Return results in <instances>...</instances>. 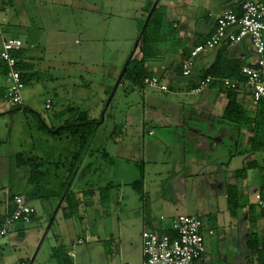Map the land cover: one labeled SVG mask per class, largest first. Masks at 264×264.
<instances>
[{"label": "rangeland", "instance_id": "obj_1", "mask_svg": "<svg viewBox=\"0 0 264 264\" xmlns=\"http://www.w3.org/2000/svg\"><path fill=\"white\" fill-rule=\"evenodd\" d=\"M147 7L145 0H0V48L2 37L19 39L23 59L33 63L29 73L36 76L22 89V104L12 105L6 68L0 61V222L7 217L8 188L23 195L36 212L32 222H14L0 237V264H143L141 232L168 228L179 215H198L202 221L206 250L197 264H209L230 249L234 225L228 224V201L219 193L214 169L194 180L174 174L155 183L152 172L157 168L148 166L154 154L148 152L145 190L132 186L142 185L143 172L140 162L128 158L131 150L135 157L139 147L154 144L143 129V118L155 111L142 96L151 90L133 85L122 71L142 37ZM238 99L246 112L255 109L251 90L240 92ZM75 109L96 118L97 127L88 150L80 154H85V162L81 164V157L69 188L62 182L71 163H76L73 156L79 146L71 136L48 128L71 119ZM200 129L210 130L205 124ZM218 129L217 137L234 155L229 173L243 160L235 154L242 141L231 124ZM169 148L156 157L159 164L183 160L174 159L176 144ZM209 162L213 164L214 158ZM158 169L174 171L165 165ZM32 171L35 177L28 184ZM67 195L73 201L67 202ZM244 200L254 201V193L247 192ZM150 220L155 229L148 225Z\"/></svg>", "mask_w": 264, "mask_h": 264}, {"label": "crops", "instance_id": "obj_2", "mask_svg": "<svg viewBox=\"0 0 264 264\" xmlns=\"http://www.w3.org/2000/svg\"><path fill=\"white\" fill-rule=\"evenodd\" d=\"M244 1L246 0H145L148 3V7L144 8L146 22L142 24V29L153 11H159L163 14L164 24L161 30L154 34V39L149 44H143L142 37L135 43L130 59L139 60L143 58L146 76L156 75L168 87L167 91L150 87H148L151 90L150 92L146 93L143 91L144 103L146 102L148 107L155 111L154 114L146 113L144 115L143 129H146L147 133L153 136L154 144L149 143L148 149L137 147V155L135 157L132 156L133 150H131V158H128L133 161L136 159L141 164L143 172L142 190H145L146 179H148L146 174L149 173V171H147L148 173L145 172L146 163L144 162V156L149 152L154 155L151 156L148 166L152 165V168H157L152 172L155 183L169 180L174 174H179L181 179L194 180L206 175L205 173H209V169H214L212 172L215 173V183L218 184L219 193L223 195L225 200H227L226 188L228 185H235L240 195L239 206L235 210V214H231L230 209L227 207L228 224L234 225L230 236L231 247L228 251L217 254L214 259L210 260L209 264H213L214 260L218 264H259L257 253L253 254L251 252L248 243L252 234H256L258 238L257 247H262L264 216L254 201L244 200V197L247 192L252 191L255 193L262 184L264 179V149L253 150L251 148L249 140L254 132L252 126L237 128L233 125V122L223 119L228 98L226 88L222 85V79L238 81L241 86L236 90L237 101L241 104L238 94L249 89L244 84L240 69L242 66L252 65L255 61V55L249 42L245 39L230 49L220 47L199 54L192 62L191 74L187 77L181 74V64L189 57V53L194 46L203 43L212 34L215 28V18L226 10H239ZM257 1L264 2V0ZM140 5L142 7V4ZM3 10L8 11V8ZM2 21H5L4 17H2ZM4 40L10 39L2 37L1 48ZM24 50L23 45L22 52ZM216 59H219L222 66L220 71H218L219 75L213 76L217 80L199 92L192 93L191 89L197 86ZM24 61L31 63L29 60ZM31 64L33 69V63ZM232 71L237 72L241 79L229 78L227 75ZM157 93H169L171 95L167 98ZM253 106L255 105L253 104ZM241 107L243 110L242 116L245 118L253 117V108L246 112L242 104ZM89 118L96 119L90 117V115ZM193 120L195 123L188 124V121ZM148 121L151 124H148ZM203 124L210 130H204L203 132L200 129ZM223 124H231L237 131V139L242 141H238V144L241 143V148L239 151L237 149L235 154L242 155L243 160L239 166H236L238 168H232L229 173L227 169L232 167L231 161L234 159V155L228 150L226 144L222 145V140L217 137L219 134L218 128H222ZM152 126L155 130H152ZM92 141L93 138L90 143ZM170 144L178 146V156H175L174 159L180 158L183 160L178 162L174 160V162L171 161L170 163L162 161L159 164L156 157L170 152ZM107 155L106 152L103 153V156L107 157ZM84 158L85 154L82 157L81 164L85 162ZM213 158L214 163L210 164L209 161ZM224 161H227V163H223ZM164 165L168 166V168H173L174 171L172 173L160 171L158 166L163 168ZM245 166L248 167L245 177L236 178L234 172ZM79 168L80 166H77L71 184L74 182ZM181 169L184 170L181 171ZM68 175L69 173H66V176ZM27 183L31 184L30 180ZM5 191L7 200L4 216L12 208L10 196L21 195L19 193H11L10 188L5 189ZM143 193L146 194V192ZM250 207L252 208L250 209ZM251 215L256 218L254 223H251ZM161 218L163 219V217ZM148 225L155 227L151 220ZM155 228L158 229L157 231L165 229L164 227ZM106 234L107 238H109L108 240H111L110 228L106 230ZM220 241L221 243H226L223 239ZM107 255L109 256V254ZM262 259L261 264H264V256H262ZM201 260L202 258L198 262ZM64 264L73 263L70 261ZM107 264L116 263L109 261Z\"/></svg>", "mask_w": 264, "mask_h": 264}, {"label": "built area", "instance_id": "obj_3", "mask_svg": "<svg viewBox=\"0 0 264 264\" xmlns=\"http://www.w3.org/2000/svg\"><path fill=\"white\" fill-rule=\"evenodd\" d=\"M247 40L255 55L252 65L242 66L240 74L245 86L251 90L253 104L264 101V2L257 0L244 1L239 13L226 10L215 18V28L203 43L194 46L189 57L181 64V74L187 77L191 74V64L199 54L216 48H233ZM23 44L18 39L4 40L0 52V61L6 68V82L8 101L12 105H21V91L24 83L21 72L17 69V59L13 54L21 50ZM217 80L216 77L202 78L192 93L199 92ZM227 89L238 90L240 83L229 79H222ZM143 85L167 91V85L156 75L146 76ZM48 107V105H46ZM256 206L264 211V182L254 193ZM12 212L6 217L0 227V237L6 235L7 228L14 222L30 223L35 210L26 203L22 195H13L11 201ZM169 232L144 229L141 232L143 264H196L205 253L203 224L200 216L179 215L172 219ZM208 234H212L208 230ZM19 264H25L20 262ZM116 264H132L118 262Z\"/></svg>", "mask_w": 264, "mask_h": 264}, {"label": "trees", "instance_id": "obj_4", "mask_svg": "<svg viewBox=\"0 0 264 264\" xmlns=\"http://www.w3.org/2000/svg\"><path fill=\"white\" fill-rule=\"evenodd\" d=\"M236 13H239V10H234ZM164 24V17L163 14L159 11H153L150 15L147 23L145 24L144 28L142 29V41L143 44H149L151 40H153L154 34L159 32L161 30V27H163ZM22 49L15 52L13 56L17 59V69L21 72V79L24 83L29 82L31 78L36 77L35 74L29 73L30 70H32V64L29 62H26L22 59ZM222 68L221 63L219 62V59H216L215 62L212 64V66L206 71L205 76H216L219 75L220 69ZM123 77L131 81L133 85H142L143 79L146 77V70L144 67V59L139 60H130L125 68L122 71ZM229 78H236L241 79L239 77V74L237 72L232 71L230 74L227 75ZM203 77V78H204ZM223 85V84H222ZM226 95L228 98L227 106L225 108L223 119L228 120L234 123V125L237 128H241L242 126H249L254 129L253 136L250 138L249 142L251 145V148L253 150H263L264 149V101L258 102L255 105V109L253 111V117L245 118L242 116L243 110L241 107V104L237 101V93L234 89H227L226 88ZM72 118L66 119L64 123L58 127H51L48 128L49 132H52L56 130L57 135L59 134H65L67 136H71L74 140H76L79 150L76 152V154L73 156V159L76 163H71V172H69V175L67 176V180L63 183V186L65 184L69 185L71 184V180L75 174L76 168L78 166V163L81 159V152H84L88 149L89 143L93 138V135L96 131L97 127V121L96 119L89 118V113L86 111H81L78 109L73 110ZM15 161L20 164L22 163V157L21 155L17 154L15 156ZM248 167H242L234 172V176L236 178L238 177H245ZM35 177L34 172L32 171V174L30 176L31 181H33V178ZM70 181V182H69ZM264 182V179L262 183ZM133 188L137 191L142 190V185H140L138 182L133 183ZM68 188V189H69ZM73 195V193H71ZM70 194V195H71ZM226 194H227V201L229 205V209L231 214H235V210L239 206V198L240 195L237 191V188L235 185H228L226 188ZM13 195L10 196V201L12 199ZM104 197V194L103 196ZM72 197L67 195L66 201L69 202V200ZM12 206V205H11ZM252 207H250L251 209ZM263 213L264 211L260 210ZM12 212V208L7 213V216H9ZM35 213L32 216V220L34 218ZM251 223H254L256 218H254L251 215ZM0 222V227L1 224ZM163 232L168 233V229H163ZM262 241V247H257L258 238L256 234H252V237L249 240V249L253 254L257 253L259 264L262 262V256H264V237L261 239Z\"/></svg>", "mask_w": 264, "mask_h": 264}]
</instances>
